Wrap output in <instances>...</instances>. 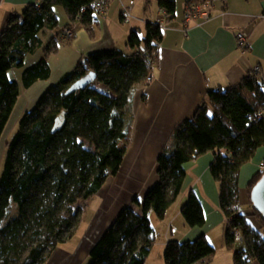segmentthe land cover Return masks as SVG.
<instances>
[{
    "label": "trees",
    "instance_id": "trees-1",
    "mask_svg": "<svg viewBox=\"0 0 264 264\" xmlns=\"http://www.w3.org/2000/svg\"><path fill=\"white\" fill-rule=\"evenodd\" d=\"M94 2L41 0L40 6H28L21 17L9 20L0 37V139L21 93L9 73L24 67L27 56L43 46L39 39L43 29H58V6L65 8L71 25H83L93 38ZM157 3L168 21L175 19L176 0ZM146 26L145 38L139 32L130 34L129 53L116 49L84 56L20 119L0 179V264H47L58 247L78 232L84 210L78 203L88 201L119 174L132 141L134 92L147 84L153 65H158V45L164 37L160 25L148 22ZM63 34L52 38L39 63L24 71V87L50 78L48 59L74 39V35L61 38ZM92 73L96 74L92 86L68 94L74 83ZM262 112L264 75L257 71L237 86L210 91L203 106L177 128L158 156L159 182L143 201L134 199L141 212L123 209L91 249L89 263L147 264L156 243L149 214L164 220L182 193L185 166L212 152L216 158L210 175L219 184L226 244L234 250L238 233L245 245L234 253V263L264 264V218L250 200L264 172L258 171L247 185L252 213L237 211L241 171L264 148ZM63 114L65 121L57 126ZM181 214L190 227L206 225L203 204L194 192ZM165 248V264H196L216 252L204 234L191 241L169 240Z\"/></svg>",
    "mask_w": 264,
    "mask_h": 264
},
{
    "label": "crops",
    "instance_id": "crops-1",
    "mask_svg": "<svg viewBox=\"0 0 264 264\" xmlns=\"http://www.w3.org/2000/svg\"><path fill=\"white\" fill-rule=\"evenodd\" d=\"M192 1L176 0L177 15L171 21L166 18L167 27L162 29L164 37L158 45L159 62L152 67L151 82L134 92L132 141L119 174L109 178L100 191L84 203L82 222H86L88 227L80 244L69 250L57 249L47 264L57 256L63 257L68 264H88L91 249L123 209L131 207L141 212L134 199L143 201L147 192L159 182L158 156L173 139L177 128L192 119L197 109L203 106L208 93L218 88L237 86L254 71L264 75V0H210L211 19H198L187 25L185 11ZM129 2L111 0L107 14L95 15L93 38L83 25H71L64 7L55 8L58 29H43L39 34L43 46L36 54L27 56L24 67H17L9 73L11 80L19 84L21 93L8 124L12 118L20 120L32 111L41 96L71 73L84 56L116 49L129 53L127 42L130 34L139 32L140 37L145 38L148 22L157 24L159 18L164 17L157 0H139L132 9L133 18L125 20L122 16L123 6L130 5ZM0 4L1 37L11 18L21 17L28 6H40L41 0H0ZM67 28L74 29V39L69 45H61L58 53L48 59L50 78L39 80L28 89L24 87V71L36 66L44 57L43 50L52 44V38ZM238 31L247 33L249 37L250 50L246 53L236 44ZM60 37L64 38L63 35ZM256 155L253 163L245 165L240 175V208L247 206L248 214L252 213V207L247 185L260 170V163L264 162V148L258 150ZM215 158V154L210 152L185 166L187 177L180 195L182 198L178 197V205L168 219L172 228L182 216L181 209L192 192L203 204L205 224L207 218L210 222L214 217L210 216L214 214L218 216L219 223L226 226L219 184L210 175V165ZM91 207L92 217L90 215V219H87ZM186 225V234L181 233L182 237L177 241L195 240L204 234L211 243L208 229H188Z\"/></svg>",
    "mask_w": 264,
    "mask_h": 264
},
{
    "label": "rangeland",
    "instance_id": "rangeland-1",
    "mask_svg": "<svg viewBox=\"0 0 264 264\" xmlns=\"http://www.w3.org/2000/svg\"><path fill=\"white\" fill-rule=\"evenodd\" d=\"M127 1V0H126ZM98 87L99 89H103L99 84H94V87ZM21 120L16 119L15 117L10 120V123L8 124L7 128L4 131L3 136L0 139V179L1 175L5 169V162L7 159V152H8V147L9 143L13 140L15 135L18 133L19 129V124ZM257 157V155H256ZM255 157V158H256ZM255 160V159H254ZM253 160V161H254ZM253 161L251 163H253ZM252 166V165H251ZM260 171V170H258ZM257 171V172H258ZM244 190V189H243ZM180 197V196H179ZM182 198V197H180ZM179 199V198H178ZM180 200V199H179ZM221 203V202H220ZM84 203H78V206L84 207ZM178 205V202L176 201L175 204L169 209L167 213V218L164 220L159 219L154 213L152 212L151 215V221H152V226L155 229V237H156V243L153 247V251L150 254L148 258L147 264H165V259H164V253H165V244L169 240H177L180 239L181 233L186 234V231L184 232V227L186 225V221L183 217V215L180 217L178 221L174 223V228H172L171 223H169L168 219L170 215H172V212L174 211L173 209L176 208ZM78 206H75L77 209ZM92 208V207H91ZM93 208L90 209L89 215L87 216V219H90V215L92 217V212ZM241 211L247 212V206H242ZM15 213V212H14ZM84 213V210H83ZM83 216V215H82ZM214 216V217H213ZM208 217V216H207ZM210 217H213L210 222L209 218H207V224L205 227L202 228H194V229H208V235H210V241L212 246H215L216 252L214 253L213 256L205 258L203 263L200 264H235L234 263V253L238 250L245 249V245L241 242V240H237L236 243L234 244V250H231L230 247L226 244V226L224 224L219 223V219H217V215H212ZM83 220V218H82ZM255 226L259 227V224L255 222V220L252 221ZM187 228H191L189 225H186ZM88 224L86 222H82L81 225L79 226L78 232L74 235L72 239L69 240V242L61 244L58 249H68L73 248L76 245L80 244V240L83 237V234L87 230ZM190 232V231H189ZM191 234V233H190ZM82 248V244H81ZM62 253V252H60ZM66 260L63 261V257L57 256L53 261H51L50 264H68L65 262ZM72 264V263H69ZM89 264V262H88ZM199 264V262H198ZM251 264H259L257 261L252 262Z\"/></svg>",
    "mask_w": 264,
    "mask_h": 264
},
{
    "label": "built area",
    "instance_id": "built-area-1",
    "mask_svg": "<svg viewBox=\"0 0 264 264\" xmlns=\"http://www.w3.org/2000/svg\"><path fill=\"white\" fill-rule=\"evenodd\" d=\"M139 0H130L129 4L130 5H125L123 6V11H122V16H124L125 20H129L133 18L132 15V9L136 6V2ZM110 2L111 0H95L93 3V7L95 8V15L103 16L108 13L109 8H110ZM210 0H200V2H194L190 5L187 6L186 8V18H185V24H193V22H196L198 19H203V20H210L212 15L209 12V9H211ZM1 8V4H0ZM163 13V12H162ZM164 14V13H163ZM166 14H164L163 18H159L157 21V25H160L163 30L166 29ZM74 35V29H65L63 37L64 38H71V36ZM58 39H56L57 41ZM236 44L238 47L242 50L243 53H246L247 51L250 50V44H249V37L247 33H244L243 31H238V34L236 35ZM151 78L147 79V82H151ZM264 116V112L259 114V117ZM260 171L264 172V162L260 163ZM237 211H241L240 206L237 207ZM242 240V237L240 234L237 233V240Z\"/></svg>",
    "mask_w": 264,
    "mask_h": 264
},
{
    "label": "water",
    "instance_id": "water-1",
    "mask_svg": "<svg viewBox=\"0 0 264 264\" xmlns=\"http://www.w3.org/2000/svg\"><path fill=\"white\" fill-rule=\"evenodd\" d=\"M96 80V74H88L84 76L81 80L73 84V86L68 91V94H73L78 91H83L84 89L93 85ZM65 121V115L59 118L57 126H61ZM250 200L252 201L255 211H258L264 218V175L262 179L256 183L251 192Z\"/></svg>",
    "mask_w": 264,
    "mask_h": 264
}]
</instances>
